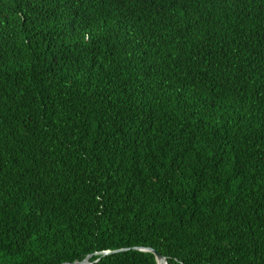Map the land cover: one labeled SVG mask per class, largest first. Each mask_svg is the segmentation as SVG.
<instances>
[{"label":"trees","instance_id":"16d2710c","mask_svg":"<svg viewBox=\"0 0 264 264\" xmlns=\"http://www.w3.org/2000/svg\"><path fill=\"white\" fill-rule=\"evenodd\" d=\"M134 246L264 264V0L0 1V264Z\"/></svg>","mask_w":264,"mask_h":264},{"label":"water","instance_id":"95a60500","mask_svg":"<svg viewBox=\"0 0 264 264\" xmlns=\"http://www.w3.org/2000/svg\"><path fill=\"white\" fill-rule=\"evenodd\" d=\"M126 249V248H125ZM129 249V248H128ZM133 249H139V250H144V251H150L152 252L154 255H155V258L157 260V263L158 264H168L167 260H166V257L163 256L161 253H159L158 251H156L155 249H153L152 247H137V246H134ZM119 250H123V249H117V250H114V251H119ZM112 251L110 250H107V251H102L100 254L103 256V255H106L108 253H110ZM90 256L87 255L83 260L81 261H77L75 262V264H90L91 261L89 260Z\"/></svg>","mask_w":264,"mask_h":264},{"label":"clouds","instance_id":"9594fccd","mask_svg":"<svg viewBox=\"0 0 264 264\" xmlns=\"http://www.w3.org/2000/svg\"><path fill=\"white\" fill-rule=\"evenodd\" d=\"M0 1H8V0H0Z\"/></svg>","mask_w":264,"mask_h":264}]
</instances>
